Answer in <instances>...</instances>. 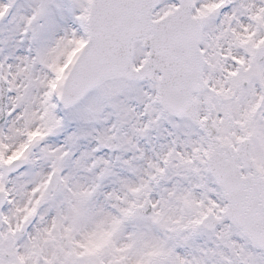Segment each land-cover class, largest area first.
<instances>
[{
	"label": "snow or ice",
	"instance_id": "1",
	"mask_svg": "<svg viewBox=\"0 0 264 264\" xmlns=\"http://www.w3.org/2000/svg\"><path fill=\"white\" fill-rule=\"evenodd\" d=\"M0 264H264V0H0Z\"/></svg>",
	"mask_w": 264,
	"mask_h": 264
}]
</instances>
